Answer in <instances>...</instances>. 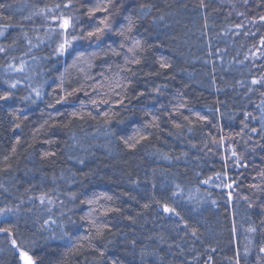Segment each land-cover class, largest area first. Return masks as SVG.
I'll list each match as a JSON object with an SVG mask.
<instances>
[{"label": "trees", "instance_id": "obj_1", "mask_svg": "<svg viewBox=\"0 0 264 264\" xmlns=\"http://www.w3.org/2000/svg\"><path fill=\"white\" fill-rule=\"evenodd\" d=\"M71 2L0 0V264H264V0Z\"/></svg>", "mask_w": 264, "mask_h": 264}, {"label": "snow or ice", "instance_id": "obj_2", "mask_svg": "<svg viewBox=\"0 0 264 264\" xmlns=\"http://www.w3.org/2000/svg\"><path fill=\"white\" fill-rule=\"evenodd\" d=\"M245 3H247V0H245ZM113 5H117L118 10L122 8V5L118 4L117 0H102V3L96 4L94 7L88 8L87 12L85 13V15L87 16V18L89 20H93L94 18L97 17L98 13H103L104 16L103 18L99 19V24L93 29L87 32V36H72L71 40L68 39V36L70 34L69 30L71 28L74 27V21L73 18L71 16H65L63 14H61L60 16H52V20L54 22L57 23V28L59 29V33L58 35L61 37V42L58 44L57 48H56V52L59 55H63L69 48H71L73 46V42L76 40H84V39H97L99 40L101 38V36H103L106 32H112L113 31V19H112V12L111 9L113 7ZM72 6V2L71 0H68V3H65L63 5L64 8H70ZM0 7H2V5H0ZM56 9H60L61 5L60 4H56L54 6ZM153 7V5L150 4H141L139 6V13H142L143 15H147L148 12L151 10V8ZM45 11L47 12H52V9H41L40 10V14H44ZM242 15V14H241ZM124 19L126 20V25L122 26L119 28V30L116 32V35H119L120 37H122L125 41L129 40V39H134L130 36V33L133 32L134 28H135V20L133 19V17L131 15L129 16H125ZM135 19H140V15L137 14L135 16ZM261 21H264V16L260 17ZM237 27H241V25H237ZM56 29H53V32H55ZM0 35H3V32H0ZM261 45L264 46V38H261L260 41ZM121 48L125 47L124 43L120 44ZM143 47L142 44L139 40H134L133 46L129 47L127 49V51L129 53L133 54V58L130 60L126 59V63H130V64H140L141 61L140 59L135 58L136 53L139 51H142ZM5 51L4 48L0 47V52ZM112 54L113 55H119V52H116L115 50H112ZM77 59H82V56L77 57ZM160 67L161 68H168L170 67L169 64L160 63ZM21 71L23 70L22 68L20 69ZM127 71H131L130 69H126ZM262 81L260 80H256L253 79L252 83L253 84H258L261 83ZM12 87H15L16 85L13 84L11 85ZM117 87H120V85H117ZM81 89H76L74 90V92H78ZM74 92H69L68 95H73ZM143 94V93H141ZM37 95H39V93L37 92ZM85 95H87V93H85ZM0 99H8V96H2L0 97ZM64 98L62 97L60 100H57L56 103L59 104L62 102ZM101 103H108L107 100H102L100 101ZM92 103L95 105L97 103V101L93 100ZM119 104H123V99L118 101ZM49 107H54V105H49ZM105 115L107 116V113H105ZM246 117L248 114H245ZM177 128L181 127L180 124H176L175 125ZM246 126V125H245ZM17 127H19V125H17ZM253 132L256 131V129L252 130ZM141 139H145V137H141ZM135 145H130V147H134ZM233 156L236 155L235 152L232 153ZM261 176H264V173L260 174ZM179 187V186H177ZM227 187L231 188L232 185L229 184L227 185ZM253 187H256L255 185H253ZM229 198H231V193H229ZM41 203L44 202V197L42 196L41 198ZM110 199V197H109ZM51 202V201H49ZM87 203L92 204L93 201L89 200L87 201ZM251 207V205H250ZM12 209H0V215H3L5 213H10L12 212ZM164 211L165 212H175V209L169 208L167 205L164 206ZM47 223V222H45ZM235 230V229H233ZM255 228H249V231H255ZM0 232H6L9 234V236L11 237L12 233L11 230L8 228H0ZM193 235H195V229L193 230ZM11 244L13 246V248H16L19 252V257L20 260L23 262V264H36L35 260L33 259V257L31 255H29V253L27 251H24L22 249L19 248V246L17 245V241L15 239L11 240ZM261 252H264V247H261L260 249ZM101 255H103V253H101Z\"/></svg>", "mask_w": 264, "mask_h": 264}, {"label": "rangeland", "instance_id": "obj_3", "mask_svg": "<svg viewBox=\"0 0 264 264\" xmlns=\"http://www.w3.org/2000/svg\"><path fill=\"white\" fill-rule=\"evenodd\" d=\"M239 25H241V24H239ZM83 41H85V40H80V41H78V40H76V41H74L73 42V46L71 47V48H69L64 54H67V53H69L70 51H71V49L72 48H76L77 46H81V42H83ZM83 46V45H82ZM256 54V53H255ZM53 201H51V202H47L46 204H47V206L50 208V209H53V203H52ZM18 256H19V252H18ZM19 260H20V257H19ZM20 264H23V262L20 260Z\"/></svg>", "mask_w": 264, "mask_h": 264}]
</instances>
